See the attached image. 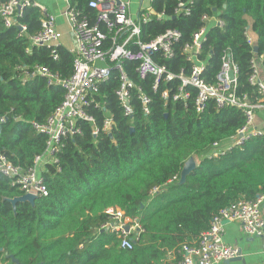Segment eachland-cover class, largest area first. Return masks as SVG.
<instances>
[{
	"label": "trees",
	"instance_id": "obj_1",
	"mask_svg": "<svg viewBox=\"0 0 264 264\" xmlns=\"http://www.w3.org/2000/svg\"><path fill=\"white\" fill-rule=\"evenodd\" d=\"M88 1L68 0L94 22L96 11ZM177 1L151 0L155 11L165 10V18L142 24L141 40L166 29L179 30L175 55L160 61L177 71L187 67L180 47L202 27L203 14L216 12L224 25L212 26L206 33L200 55L205 61L203 77L214 82L227 50L238 69L237 93L258 97L248 82L252 54L244 27L249 18L257 51L264 53V0H192L188 15L173 16ZM40 16L39 9L25 8L18 18L26 26L21 35L17 26L4 27L0 22V117H5L0 122V153L25 170L43 153L46 142L30 121L44 122L62 100L64 89L48 85L44 77L26 79L18 67L45 66L62 78L73 68L74 54L63 44L57 47L56 60L45 46L26 52L28 37L40 31ZM136 65L123 62L128 77L150 98L148 113L133 89L132 114H123L113 72L99 86L96 99L101 107L87 109L98 134L93 136L91 123L77 122L81 133L65 137L58 163L47 164L42 171L46 196L33 204L18 202L13 210L7 199L22 192L0 174V264H15L12 258L20 264H164L168 258H179L183 244L196 243L220 209L264 193V135L217 157L205 155L214 141L229 138L245 124L244 114L232 107L217 108L213 100L201 113L190 101L187 105L171 97L165 101L162 90L175 89L178 81L166 87L161 83L154 92L153 77L140 79ZM107 117L112 121L109 132L102 131ZM191 156L198 160L185 182L171 180ZM154 187L159 190L151 195ZM110 206L138 217L144 228L130 249L120 247L115 233L101 229L108 221L104 210Z\"/></svg>",
	"mask_w": 264,
	"mask_h": 264
},
{
	"label": "built area",
	"instance_id": "obj_2",
	"mask_svg": "<svg viewBox=\"0 0 264 264\" xmlns=\"http://www.w3.org/2000/svg\"><path fill=\"white\" fill-rule=\"evenodd\" d=\"M64 1L62 15L70 26L73 46L69 50L74 54L71 75L62 78L45 66H34L31 69L18 67L26 79L32 76L44 77L48 85H58L64 89L62 100L44 122L30 121L32 128L46 137L45 149L42 154L34 157L32 167L25 170L0 153V174L7 177L10 184L22 192L21 195L38 198L48 194L42 171L47 164L58 163V154L65 137L81 133V128L77 124L79 120L93 125L94 137L98 134L99 129L94 126V118L87 109L101 107L100 100L96 99L99 86L108 81L113 72H116L118 77L115 94L123 114L126 116L132 114L133 89L138 90V99L143 111L145 114L148 113L150 98L128 77L123 68L125 60L137 63L135 71L140 79H145L149 75L153 77L151 88L154 92L159 89L161 83L166 87L167 84L178 81L175 89L162 90L161 97L165 101L170 97L184 105L190 101L195 112L201 113L206 103L213 100L217 108L232 107L244 114L245 124L229 138L214 141L205 154L207 157H217L233 146H242L247 140L264 135V122L258 123L256 115L258 109L264 108V53L254 51L256 34L251 28L249 18L248 24L244 27V36L251 46L252 54L248 82L256 89L258 95L256 98L237 93L238 69L227 50L223 51L214 82H208L203 77L205 61L200 55L206 33L212 26L220 28L224 25L216 12L201 16L202 27L192 34L189 42L180 47L187 67L180 66L177 71H173L160 61L175 55L176 45L181 38L179 30L166 29L148 41L141 40V25L153 18L163 20L164 9L152 14L151 5L141 7L133 17L129 10L130 0H89L88 7L96 11L95 21L92 22L86 15H81L72 8L68 0ZM192 4V0H178L172 15H188ZM27 7L39 9L41 16L40 31L28 37L26 52H30L35 46H45L50 48V55L56 60L57 47L62 45V33L57 28L54 13L49 11L42 0L0 1V22L4 27L17 26L18 35L23 34L26 26L19 23L18 18ZM229 73L232 74L231 77ZM4 121L5 117H0V122ZM111 124V118L107 117L102 131L109 132ZM178 179L179 176L175 175L171 180ZM158 190L159 187H154L150 194ZM263 203L264 193L258 194L254 199H240L220 209L211 218L209 228L200 234L196 243L183 244L179 250V258H168L164 264H216L240 256L237 247L229 246L223 240L224 223L237 221L241 224L244 234L252 237L263 235ZM104 213L108 216V221L101 229L115 233L120 239L121 248H132L133 241H136L144 230L139 218L125 215L124 211L116 206L107 207ZM125 226H128L127 231Z\"/></svg>",
	"mask_w": 264,
	"mask_h": 264
},
{
	"label": "crops",
	"instance_id": "obj_3",
	"mask_svg": "<svg viewBox=\"0 0 264 264\" xmlns=\"http://www.w3.org/2000/svg\"><path fill=\"white\" fill-rule=\"evenodd\" d=\"M151 0H130L129 10L133 17L138 13L139 8L150 6ZM42 3L54 13L56 17V25L62 33L61 43L65 45L66 41L71 44L70 26L62 15L65 7L64 0H42ZM258 123L264 122V108L258 109L256 112ZM195 159V158H194ZM196 162V160H195ZM197 163V162H196ZM262 214L264 217V203L262 206ZM223 240L229 246H235L240 251L238 260L225 263L224 261L216 264H264V229L261 236H248L243 233L241 224L237 221H226L224 223Z\"/></svg>",
	"mask_w": 264,
	"mask_h": 264
},
{
	"label": "water",
	"instance_id": "obj_4",
	"mask_svg": "<svg viewBox=\"0 0 264 264\" xmlns=\"http://www.w3.org/2000/svg\"><path fill=\"white\" fill-rule=\"evenodd\" d=\"M155 10L152 8L151 10V13L154 14ZM257 50V47L255 46L254 47V51ZM229 76L231 77L232 74L229 73ZM196 166V162H195V159L194 157H189L183 164V167L181 169V172L179 174V179H178V182L179 184L181 183H184L185 182V179H186V176L195 168ZM36 197L34 196H30V195H19V196H16V197H13V198H9L7 199L11 205H12V208L13 210L15 209V205L16 203L18 202H28L30 204H33L34 201H35ZM128 230V226H125V231ZM239 259V256L235 257V258H231V259H228L226 261H224L225 263H228L230 261H234V260H238ZM12 261L15 263V264H20L16 259L12 258Z\"/></svg>",
	"mask_w": 264,
	"mask_h": 264
},
{
	"label": "rangeland",
	"instance_id": "obj_5",
	"mask_svg": "<svg viewBox=\"0 0 264 264\" xmlns=\"http://www.w3.org/2000/svg\"><path fill=\"white\" fill-rule=\"evenodd\" d=\"M65 43H66L65 45H67L68 47H70V46H71V44H70V43H68V41H66ZM195 159H196V161L198 160V158H197V157H195Z\"/></svg>",
	"mask_w": 264,
	"mask_h": 264
},
{
	"label": "bare ground",
	"instance_id": "obj_6",
	"mask_svg": "<svg viewBox=\"0 0 264 264\" xmlns=\"http://www.w3.org/2000/svg\"><path fill=\"white\" fill-rule=\"evenodd\" d=\"M60 87V86H59ZM90 113V112H89ZM83 131V130H82Z\"/></svg>",
	"mask_w": 264,
	"mask_h": 264
}]
</instances>
